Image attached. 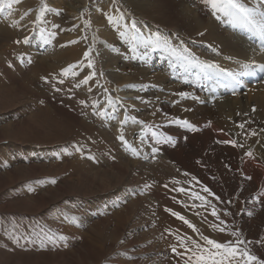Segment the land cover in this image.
<instances>
[{
  "label": "rangeland",
  "instance_id": "rangeland-1",
  "mask_svg": "<svg viewBox=\"0 0 264 264\" xmlns=\"http://www.w3.org/2000/svg\"><path fill=\"white\" fill-rule=\"evenodd\" d=\"M163 1L153 3L161 7ZM45 4L52 11L45 10L41 18ZM131 5L130 0H5L0 12V264H184L190 253L178 254L185 249L177 237L204 244L200 234L220 242L241 239V248L264 259V227L255 235L240 217V208L227 212L238 191L206 192L187 176L180 185L174 176L181 167L166 159L164 149L210 139L205 130L237 144L262 142L264 73L245 68L246 58L234 48H216L200 34L170 31L169 19L156 17L163 23L151 25ZM109 15L120 19L118 25L109 23L114 32L106 37V28L102 31L99 25L109 22ZM10 16L17 25L13 38L6 28ZM218 17L220 23L227 21L224 31L230 40L251 51L250 56L259 50L264 55V36L257 41L260 48L254 44L258 30L250 33L245 25L238 28L240 23L231 28ZM137 20L142 22L139 35L131 30ZM163 26L168 28L165 34ZM156 33L178 51L187 49L217 67L209 75L164 46L142 55L144 41ZM70 46L80 51L76 59L70 60ZM102 51H110L117 64L102 60ZM156 64L163 66L148 69ZM69 65L75 68L65 73ZM146 77L156 83L152 92L139 86ZM136 91L141 111L124 102ZM178 122L195 130L178 128ZM159 159L164 165L154 164ZM127 170L128 176L143 179L145 192L120 188L118 179ZM179 188L196 213L186 219L195 222L199 233L187 224L185 234L180 219L172 215L179 213ZM213 206L219 219L212 215ZM212 224L225 231L214 230Z\"/></svg>",
  "mask_w": 264,
  "mask_h": 264
},
{
  "label": "bare ground",
  "instance_id": "bare-ground-1",
  "mask_svg": "<svg viewBox=\"0 0 264 264\" xmlns=\"http://www.w3.org/2000/svg\"><path fill=\"white\" fill-rule=\"evenodd\" d=\"M187 1L190 2V5H186V3H188ZM187 1L186 0H167V1H163L161 7H157L156 5H154L153 0H130V3L132 4L131 6H133L135 8L133 10L134 11L133 13L136 14V16H139V18L141 16L145 17L146 19H148V21L151 25H156L157 23L160 22L157 20L156 17H164V19L170 20V23H168L169 24V26H168L169 30H170V27L176 28L181 33H183L182 35H185V36H186V34L190 35L192 33L193 34L194 33L200 34L202 41H205L208 44L212 43L213 45H215L216 48L222 47V46H227L229 48L236 49L237 50L236 54L239 57L246 58V59L242 60V62H244V63H242L240 61L243 65L252 64L253 62H255V64H264V55L262 53H260L261 51L258 49V48H260L258 46L259 42H257V41H260L259 37L262 35L260 32H259V34H256L253 28L245 26V29L246 28L249 29L248 32H250V33L254 32L258 36V38L256 39L254 44L258 46L257 49L259 50L260 55H257L259 53L253 51V56H250L251 51L246 52L245 50H243L240 47V45L237 42L230 40V38L225 34L224 30H226V29H224V28L225 27L227 28V24H226L227 21L225 23H220V21H219L220 19L218 17V16H220V13H218L216 10H214L211 7V5L208 3V0H187ZM244 2L247 3L249 6H253V5L260 6V4H264V0H247V1L244 0ZM93 7H95V6H93ZM262 10H264V9H262ZM105 12H107V10ZM96 13H98V12H96ZM207 15H209L210 18L209 17L207 18ZM22 19H23V21H25L24 18H22ZM13 20L14 19H12V16H10L8 23H6V28L8 29V35H9V37H12V38H13V35L15 36V31H16L15 27L17 26L16 25L14 27ZM143 20H145V19H143ZM135 23H136V28H138V26H140L139 24H142V22H140L139 20L135 21ZM160 23H163V22H160ZM2 24H4V23H2ZM23 24L25 25L26 23H23ZM18 26H20V25H18ZM26 26H27V24H26ZM99 26H101L102 28L103 27L106 28V34L108 35L106 37H109L110 33L112 34L114 32V30H111L112 28L110 29L111 26H109V22H107V21L104 22V25L102 23ZM232 27H233V23H231V28ZM243 27H244V25L242 24L238 28H243ZM104 28L102 31H104ZM168 28L163 26V27H161V30L165 34V32H167L166 29H168ZM23 29H26V28H23ZM262 36H264V35H262ZM16 37H17V35H16ZM18 38L19 37H17V39ZM21 40H23V39H21ZM262 42H264V41H262ZM76 48L75 47L73 48L72 46L69 47L70 60L76 59L78 57V52H80V51L77 50ZM144 48H146V50H143L141 53H142V55L146 54V56H147L149 53H151V49L154 48V46H147L146 45V46H144ZM253 48H254V46H253ZM257 49H255V50H257ZM101 55L103 56L102 60H104L106 63L108 61L110 64H113V63L117 64L115 61L112 60V57H111L112 53L110 51H105ZM105 57H109V58L106 59ZM60 58H64V57H60ZM122 59L123 58H115V60H120V61ZM139 64H140V66H142V63H139ZM159 66L162 67L163 65L156 64L155 67H153L152 69L151 68H148V69H150V71H156ZM51 68L52 67L50 66V69ZM42 69H43L44 73L47 72L46 68L42 67ZM255 69H258L260 71L259 68H255ZM161 70H163V69H161ZM262 72L264 73V71H262ZM110 74H112V73H109V75ZM140 85L143 86V89H146L147 91L152 92L151 91L152 87L155 86L156 83L152 82L149 77H146L140 82L139 86ZM153 91H154V89H153ZM140 95L141 94H139L138 91H136V93L131 92V95H129V98H128L129 100L128 101L125 100L124 102H126L127 104H131L132 106H134V108L141 111L143 109V105L140 106L138 104L139 99H140ZM177 125L176 126L178 128H181V129H184L185 127L193 128L190 125H188L186 123H181V122H178ZM204 133L208 134L209 136L211 135V138L206 139V140H203L201 138H196V140H194L193 143H185L182 145V147L180 149H178L177 147L175 148V146H167L164 148L166 151L165 152L166 159L175 162L176 164H178L181 167V168L177 169V173L174 177L179 180L180 185H183V183L184 184L186 183L184 178H186L185 176H187L188 179L192 180L193 184L198 183L200 186H203L204 188L207 187L208 189H210L211 193L213 192V193L218 194V195L224 194L229 189H233V190L238 191L239 197L236 199V202H234L232 204L230 203V204H228V206H226L227 212L233 213L234 208H238V209L240 208V213H241L240 217H242L244 224L246 226H248V228L255 235H258L261 231H263L262 228L264 227V140H262V142H258V144L252 143V144H245L244 145V144L235 143V145H234L231 143H224L223 140H219L218 138H216V136L213 134V132L211 130L210 131L205 130ZM247 150H251V155L246 154V156H244L245 151H247ZM126 160H127V158H126ZM154 164H158V165L163 164L164 165V162L162 159H159V161L154 163ZM156 169H158V168H156ZM138 170H140V169H138ZM138 170H136V171H138ZM178 171H179V173L182 174L181 176L178 173ZM156 172H155V174H156ZM129 173H130L129 170L125 171L123 173L124 179H121V180L118 179L119 183H121V186H122L120 188H123V186H126L125 189L127 188L128 192L134 191V190H136V188H139L142 190V192H145L147 190V186H146V183L143 182V179L140 180L141 179L140 177H139L140 179H138V178L135 179L134 175H136V174H133V176H134L133 177L132 175L128 176ZM142 175L145 177V174L142 173ZM142 175H141V177H142ZM168 177H170V176L168 175ZM249 177H250V179H249ZM160 178H162V177L158 176L157 179H159V181H160ZM160 183H161V181H160ZM179 190H180V188H179ZM137 193H138V191H137ZM185 195H186L185 191L179 192V201H178L179 213L182 216H184L185 218L191 217L193 219L196 216V213H194V212L192 213L191 208L186 204L185 200L187 198H185L186 197ZM152 197H153V199H156L159 201V199L157 197H154V196H152ZM137 199H142V198L140 196H138ZM220 207H221V205H220ZM145 208L150 209L149 205H147V207H146V202H145ZM201 217H199L198 219L201 220ZM199 223H200V221H199ZM179 224H180L181 230L185 234H186V232L189 233L188 229H187V226H188L187 223L180 220ZM173 226L175 227L176 225H173ZM190 229H191V227H190ZM185 234L182 236H186ZM191 234L193 235V233H191ZM258 251L262 252L261 249H259V248H258ZM184 257H185V255H184ZM188 258H189V256H188ZM188 258H187V260H188ZM185 263H186V261H185Z\"/></svg>",
  "mask_w": 264,
  "mask_h": 264
},
{
  "label": "snow or ice",
  "instance_id": "snow-or-ice-1",
  "mask_svg": "<svg viewBox=\"0 0 264 264\" xmlns=\"http://www.w3.org/2000/svg\"><path fill=\"white\" fill-rule=\"evenodd\" d=\"M208 3L211 7L221 14L222 19H227L229 23H240L250 28L258 30L262 35H264V4H260V6H249L244 0H208ZM5 0H0V12L4 11ZM11 7V4L8 5ZM45 10L52 11V9L48 8L45 4L40 9V17L43 18ZM27 15V13H25ZM119 19L116 16H108L109 23L119 24ZM127 27V25H125ZM131 30L139 35V30L136 28V23L133 22L131 25ZM121 36H128L129 32H121ZM20 41H17L19 43ZM28 42V38L25 37L24 43ZM144 43L147 46H164L167 47L174 54L179 55L183 60H185L188 64L193 67H198L210 75V70L215 69L217 65L207 63L204 61H200L198 58L191 54L189 50L183 49L178 51L175 47H173L167 39L161 37L159 33H156L155 36H150L146 38ZM137 45L133 43V50H136ZM89 52L85 53V55H89ZM91 63V61L89 62ZM75 68V65H69L68 68L63 69L65 73H68L72 69ZM245 68L253 69L259 68L261 71H264V64H246ZM75 75V73L73 72ZM95 75V73H93ZM231 75V74H229ZM91 77H88L84 80V83H87V80ZM182 96H187V93H181ZM81 104L85 103V101H80ZM102 114V113H101ZM187 124V122H185ZM193 130H195L194 126ZM243 127V125H241ZM121 140H124V137H120ZM224 143H231L235 145V141H224ZM251 155V153H249ZM250 179V177H249ZM55 182V181H53ZM206 192H209L210 189L205 187ZM180 191H184V189H180ZM194 197L200 199L201 201H205L206 198L204 196H199L198 194H193ZM218 200L219 197H216ZM168 211H172L168 209ZM172 215L177 216L180 220L184 221L191 227L194 231L199 233V230L196 229L195 225H193L190 221H188L184 216H182L178 212H172ZM212 215L216 216L219 219L218 213L216 211L215 206L212 207ZM221 223H224L221 221ZM211 227L215 229H219L220 232H224L225 229L219 227L217 224H212ZM232 236L239 237L241 234L239 232H232ZM61 239H66V237H60ZM180 241L181 246L185 249L184 253H178L179 255H188L190 256L186 262V264H264V259H260L255 254H252L251 251L247 248H241L240 245L244 244L245 241L237 239L235 242L232 240H228L226 242H220L216 239H212L209 236H204L200 234V239L204 241V244L192 239L191 237H177ZM251 243V242H247ZM191 245V246H190ZM173 252H177V248L173 246Z\"/></svg>",
  "mask_w": 264,
  "mask_h": 264
}]
</instances>
